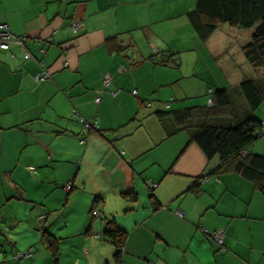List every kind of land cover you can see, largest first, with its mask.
Segmentation results:
<instances>
[{
  "label": "crops",
  "instance_id": "crops-1",
  "mask_svg": "<svg viewBox=\"0 0 264 264\" xmlns=\"http://www.w3.org/2000/svg\"><path fill=\"white\" fill-rule=\"evenodd\" d=\"M196 1L0 0V25L26 37L24 49L0 52V264H54L43 231L59 237L56 264H116L102 234L112 220L126 233L120 264H264L262 194L188 134L167 137L174 123L157 118L207 108L217 90L240 100L242 80L209 45L222 25L201 41L186 17ZM42 69L50 79L36 83ZM80 118L98 126L84 143ZM74 190L105 217L88 213L71 230L84 262L50 226ZM203 229L222 230L224 248Z\"/></svg>",
  "mask_w": 264,
  "mask_h": 264
},
{
  "label": "trees",
  "instance_id": "trees-1",
  "mask_svg": "<svg viewBox=\"0 0 264 264\" xmlns=\"http://www.w3.org/2000/svg\"><path fill=\"white\" fill-rule=\"evenodd\" d=\"M186 17L201 41H206L222 24L240 30H254L242 52L253 70L264 73V0H197L195 10L187 13ZM239 93L241 109L236 103L233 105L226 90H217L209 95L211 103L207 108L167 111L157 113V118L163 125L166 119L174 123L173 130L165 129L167 137L180 132L188 134L190 141L200 148L207 160L218 157L222 164L231 162L234 171L250 182L264 198V157L246 154L248 147L264 136V119L259 120L254 115L264 100V76L257 80L244 78L239 85ZM189 192L197 194L198 189L192 187ZM135 196L132 193L130 199L134 200ZM97 201L98 198H94L93 203ZM93 212V209L89 212L92 219L95 218ZM102 234L115 248L114 262L120 264L126 233L112 220L106 222ZM42 235L43 243L56 264L58 238L47 231ZM28 253L31 257V250Z\"/></svg>",
  "mask_w": 264,
  "mask_h": 264
},
{
  "label": "rangeland",
  "instance_id": "rangeland-1",
  "mask_svg": "<svg viewBox=\"0 0 264 264\" xmlns=\"http://www.w3.org/2000/svg\"><path fill=\"white\" fill-rule=\"evenodd\" d=\"M191 33L193 32L191 31ZM253 33L254 30H234L230 25L222 24L220 31H217L213 35L211 41L209 42V45L214 48L213 51H214V55L217 58V61L222 65L223 63H226V65H228V69L226 70L228 71V74L231 75L230 79L232 82L233 80L236 79H239L240 82L241 80L243 81L244 78L257 80V79H262L264 76V73H262V71L253 70L246 62L243 56L242 48L245 47L250 42ZM192 42L193 44H196L195 40H192ZM230 88L233 89L232 87ZM230 95H231V101L234 102L233 105H235L236 103L237 106L241 109L239 100L236 101V93L231 91ZM254 115L259 120L264 119V100L260 105V107L254 112ZM246 154H257L259 156L264 157V136L260 137L253 145L249 146ZM73 193L75 195L71 200L69 210L67 211V213H65L66 205L64 202L57 204L55 210L58 211H56L53 217L51 218L50 226L54 228L56 235H59L62 238H64L63 242H66L67 244L65 245V249H66L65 251L70 253L72 256L73 254L72 246H75V253H76L75 258L80 262H84L87 260V258L83 254V248L87 246L84 245L85 243L82 242V240L80 239L81 237L71 233V230L75 228L82 229V223H81L82 218L80 217L82 216H84V218L88 217V213H89L88 199L84 194H80L76 190H74ZM52 205L54 204L52 203ZM5 211H7L6 208ZM67 222H68V226L65 225L67 224ZM94 222L100 223L98 219H94ZM9 224H10L9 226H6L7 229L6 231L10 233L11 232L15 233L16 229L18 230V228L14 227L12 223ZM23 228H26V226H22V228L20 227L19 231H22ZM15 237L16 236H13L11 238L15 239ZM29 250L31 249H27L26 251L22 252V254L27 253ZM69 258L72 259L73 256Z\"/></svg>",
  "mask_w": 264,
  "mask_h": 264
},
{
  "label": "built area",
  "instance_id": "built-area-1",
  "mask_svg": "<svg viewBox=\"0 0 264 264\" xmlns=\"http://www.w3.org/2000/svg\"><path fill=\"white\" fill-rule=\"evenodd\" d=\"M79 27H80V25L77 22L71 24V29L74 32L78 31ZM25 42H26V37H22V38L15 37L10 32V29L8 28L7 25H5V24L0 25V52L9 51L11 46H19L20 48L24 49ZM24 56H25V59L30 58L29 54H27V53H25ZM49 79H50L49 72L45 71L43 69L39 74L34 76V81L36 83L44 82V81H47ZM108 85H109V81L105 80L104 81V87H107ZM133 95H136L135 91L133 92ZM99 101H100V98H96V102L98 103ZM210 103H211V101L209 100L208 104H210ZM79 120L82 124V136H83V138L80 140V143H84L85 140L87 139V134L92 130L97 131L98 126L93 122L85 121L83 118H80ZM70 186H71V184H68L65 186V188L69 190ZM153 188H155V185H153ZM175 214H176V216H178L180 218L183 217V215H182L183 213L180 211H176ZM92 215H93V217L98 218V219L103 217V215L97 211H94L92 213ZM202 232L210 238V240L215 244V246L218 248L219 251L224 248V245H223L224 236H223L222 230H218V231L209 233L206 229H203ZM29 257H30V254L28 252L23 253V254L18 253L15 255V259L18 261H21L23 259H27Z\"/></svg>",
  "mask_w": 264,
  "mask_h": 264
}]
</instances>
